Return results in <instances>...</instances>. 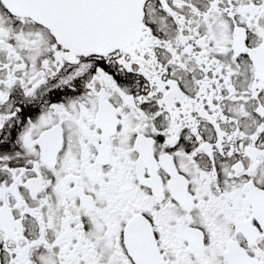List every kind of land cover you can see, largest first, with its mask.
I'll list each match as a JSON object with an SVG mask.
<instances>
[{
    "label": "snow or ice",
    "instance_id": "6c2138e0",
    "mask_svg": "<svg viewBox=\"0 0 264 264\" xmlns=\"http://www.w3.org/2000/svg\"><path fill=\"white\" fill-rule=\"evenodd\" d=\"M0 264H264V0H0Z\"/></svg>",
    "mask_w": 264,
    "mask_h": 264
}]
</instances>
